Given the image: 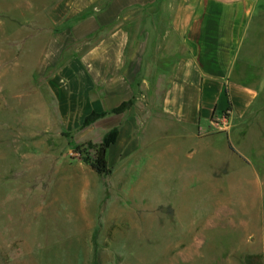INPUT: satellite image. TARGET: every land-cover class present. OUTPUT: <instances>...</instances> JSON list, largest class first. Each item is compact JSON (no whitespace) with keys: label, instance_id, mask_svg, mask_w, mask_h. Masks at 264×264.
<instances>
[{"label":"rangeland","instance_id":"374dc122","mask_svg":"<svg viewBox=\"0 0 264 264\" xmlns=\"http://www.w3.org/2000/svg\"><path fill=\"white\" fill-rule=\"evenodd\" d=\"M76 1L0 0V264H264V0L228 78L254 92L245 113L222 98L155 143L136 105L141 140L107 151L108 177L83 158L122 124L56 108L59 69L96 41L68 32Z\"/></svg>","mask_w":264,"mask_h":264},{"label":"crops","instance_id":"0c3cea01","mask_svg":"<svg viewBox=\"0 0 264 264\" xmlns=\"http://www.w3.org/2000/svg\"><path fill=\"white\" fill-rule=\"evenodd\" d=\"M256 6L257 0H77L72 14L82 18L68 32L77 41H96L59 69L58 116L83 121L133 100L129 110L112 115L122 124L116 143L129 136L140 142L136 105L149 110L142 118L159 143L175 124L197 132L202 111L210 124L224 85L233 111L243 115L254 92L228 78ZM142 62L151 68L139 81ZM149 92L157 95L153 101Z\"/></svg>","mask_w":264,"mask_h":264},{"label":"trees","instance_id":"16d2710c","mask_svg":"<svg viewBox=\"0 0 264 264\" xmlns=\"http://www.w3.org/2000/svg\"><path fill=\"white\" fill-rule=\"evenodd\" d=\"M222 93L226 104L225 111L229 113L232 111V105L230 102L229 92L226 85H224ZM132 106L133 100H129L127 102H123L120 106L115 109H112L109 112H92L83 119L81 127H88L91 124L95 123L97 120L104 118L109 114L120 115L125 111L129 110ZM227 113L225 115H228ZM118 134V127H113L102 137V140L99 143L88 144V148L91 154L85 155L83 161L88 164L90 169L99 176L108 177L112 173V169L109 166L107 160V151L116 143Z\"/></svg>","mask_w":264,"mask_h":264}]
</instances>
